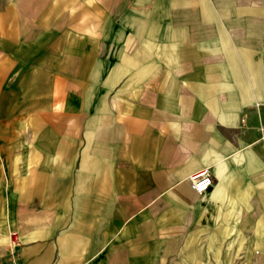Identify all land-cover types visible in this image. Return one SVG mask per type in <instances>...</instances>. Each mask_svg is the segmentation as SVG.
I'll return each instance as SVG.
<instances>
[{"label":"crops","instance_id":"0c3cea01","mask_svg":"<svg viewBox=\"0 0 264 264\" xmlns=\"http://www.w3.org/2000/svg\"><path fill=\"white\" fill-rule=\"evenodd\" d=\"M262 118L264 0H0L4 253L264 264Z\"/></svg>","mask_w":264,"mask_h":264},{"label":"built area","instance_id":"2783aa9c","mask_svg":"<svg viewBox=\"0 0 264 264\" xmlns=\"http://www.w3.org/2000/svg\"><path fill=\"white\" fill-rule=\"evenodd\" d=\"M258 141L264 145V118L260 120ZM190 180L192 187L198 193L205 192L214 183L213 175L208 169H205L193 175L190 178ZM0 264H20V263L18 262L15 254L12 253L8 258L0 259Z\"/></svg>","mask_w":264,"mask_h":264},{"label":"rangeland","instance_id":"374dc122","mask_svg":"<svg viewBox=\"0 0 264 264\" xmlns=\"http://www.w3.org/2000/svg\"><path fill=\"white\" fill-rule=\"evenodd\" d=\"M10 240H6V239H1L0 237V259H5L8 258L9 256L6 254L7 252V247H9L10 245ZM6 249V252L4 253ZM4 253V254H2Z\"/></svg>","mask_w":264,"mask_h":264}]
</instances>
